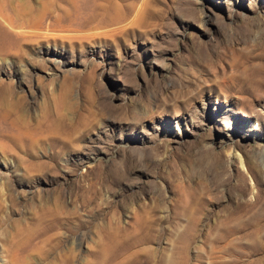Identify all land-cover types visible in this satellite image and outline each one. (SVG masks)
Returning a JSON list of instances; mask_svg holds the SVG:
<instances>
[{"label": "rangeland", "instance_id": "1", "mask_svg": "<svg viewBox=\"0 0 264 264\" xmlns=\"http://www.w3.org/2000/svg\"><path fill=\"white\" fill-rule=\"evenodd\" d=\"M74 5L0 19V264H264V0L0 15Z\"/></svg>", "mask_w": 264, "mask_h": 264}, {"label": "bare ground", "instance_id": "2", "mask_svg": "<svg viewBox=\"0 0 264 264\" xmlns=\"http://www.w3.org/2000/svg\"><path fill=\"white\" fill-rule=\"evenodd\" d=\"M94 3H96V0H94ZM98 5L101 6V7H103L101 5V3H99ZM116 8H117V5H116ZM46 14H48V15L45 16V17L44 16H42V17L40 16L39 19L36 20V21H38L37 23L36 22L35 23L33 22V23H29V24H24L23 22L22 23H18V22H15V21L12 22V20H8L10 17L8 19L7 18L5 19V18H3L0 15V19L3 20L4 24L8 27L9 30H11V32L13 34V41H12L13 43L11 44V47L16 48L17 49L16 51H19V55L20 56H21L22 53H21L20 49H18V47L21 45V43L23 41H24L23 43H25L27 40L29 41V39L34 40L35 42H38L39 41V37H41L43 35V32H44V31H41L39 29L45 28L47 30V28H50L51 20L54 19V18L57 19L59 17H62L63 19H65V18L80 19V20L84 21L85 23H91L93 21V19L91 17L86 16L85 11L83 9H80V6L79 5H74V7H73V13H69V12L65 11V12H62V14H56V13L54 14L52 11H50V13L48 12ZM31 26L34 29H32L31 31H29V29L31 28ZM0 28H1V26H0ZM0 31H1V29H0ZM9 43H11V42H9ZM4 45H7V43H4ZM3 48H4V46H3ZM14 51H15V49H14ZM23 70H24L23 68H20L19 69V73L21 75L23 74ZM2 87L4 89L5 87H8V85L7 86H2ZM3 93H5V90H2L0 92V94H3ZM11 113L12 112L9 110L7 114L0 115V135L1 136H8V134L4 130L5 129L4 127L11 126V123H9L7 121L8 119H6L7 117H9V115H11ZM239 161L243 165V161L241 160V158H240Z\"/></svg>", "mask_w": 264, "mask_h": 264}]
</instances>
